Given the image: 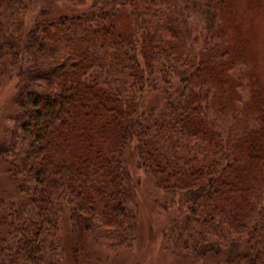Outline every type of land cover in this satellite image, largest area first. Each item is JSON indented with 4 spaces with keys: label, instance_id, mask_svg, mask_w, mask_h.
I'll return each instance as SVG.
<instances>
[{
    "label": "trees",
    "instance_id": "trees-1",
    "mask_svg": "<svg viewBox=\"0 0 264 264\" xmlns=\"http://www.w3.org/2000/svg\"><path fill=\"white\" fill-rule=\"evenodd\" d=\"M232 2L91 0L28 20L35 0H0V84L22 81L0 144L16 192L0 198V264H66L65 208L94 240L132 247L131 166L177 194L173 250L264 264V77Z\"/></svg>",
    "mask_w": 264,
    "mask_h": 264
},
{
    "label": "rangeland",
    "instance_id": "rangeland-1",
    "mask_svg": "<svg viewBox=\"0 0 264 264\" xmlns=\"http://www.w3.org/2000/svg\"><path fill=\"white\" fill-rule=\"evenodd\" d=\"M91 0H87L85 6H67L59 0H35L32 9L28 10L27 17L36 14L43 6L49 8L52 14H56L68 8L69 13L80 12L87 9ZM251 0H236L232 2L234 13L241 26H253L258 30L256 43L258 50L259 69L264 77V8H250ZM34 6V7H33ZM5 74L0 84V144L5 136V128L8 116L15 109V98L22 85L21 79ZM151 98H154L152 95ZM150 98V99H151ZM133 176V187L138 204L137 234L136 240L130 248H117L94 240L83 232L78 226H74L65 208L60 216V240L64 249V261L66 264H213L217 260L206 257L195 258L179 254L171 247L170 234L174 216L179 213L178 196L166 193L154 186L149 174L142 169L130 167ZM16 199L13 183L0 163V198ZM171 198L174 200H171ZM242 251H241V250ZM234 248L230 252L221 255V264L234 256L242 248Z\"/></svg>",
    "mask_w": 264,
    "mask_h": 264
}]
</instances>
